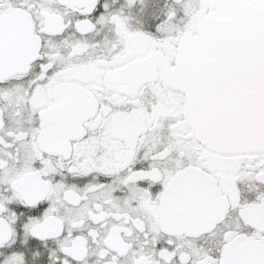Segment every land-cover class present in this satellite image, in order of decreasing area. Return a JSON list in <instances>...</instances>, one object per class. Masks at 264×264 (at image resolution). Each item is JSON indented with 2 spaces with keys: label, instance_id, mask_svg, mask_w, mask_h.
<instances>
[{
  "label": "snow or ice",
  "instance_id": "1",
  "mask_svg": "<svg viewBox=\"0 0 264 264\" xmlns=\"http://www.w3.org/2000/svg\"><path fill=\"white\" fill-rule=\"evenodd\" d=\"M0 264H264V0H0Z\"/></svg>",
  "mask_w": 264,
  "mask_h": 264
}]
</instances>
